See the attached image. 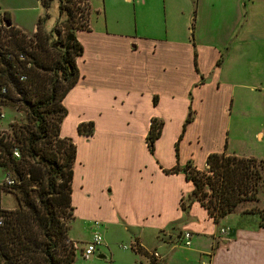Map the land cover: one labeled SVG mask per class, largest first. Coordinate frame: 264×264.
Returning <instances> with one entry per match:
<instances>
[{"label":"crops","instance_id":"crops-1","mask_svg":"<svg viewBox=\"0 0 264 264\" xmlns=\"http://www.w3.org/2000/svg\"><path fill=\"white\" fill-rule=\"evenodd\" d=\"M75 35L83 46L79 78L63 98L60 129L76 144L74 215L92 205L90 170L102 178L100 191L116 196L125 220L136 218L133 239L147 252L159 246L167 255L189 229L194 264L201 252H211L209 264H264V223L258 212L244 211L264 206V190L215 222L197 200L183 215L180 197L193 184L182 171L164 170L188 160L203 169L210 152L264 159V0H102L99 6L89 0V26ZM70 108L75 120L65 131ZM198 108L207 109L206 122L193 128ZM245 114L254 124V144L241 150L237 143L244 139L234 136L243 122L235 121ZM153 118L163 125L151 153L146 135ZM89 120L92 134L79 133L77 125ZM77 169L78 191L87 185L81 199L75 197ZM221 227L228 231L220 234Z\"/></svg>","mask_w":264,"mask_h":264},{"label":"trees","instance_id":"trees-1","mask_svg":"<svg viewBox=\"0 0 264 264\" xmlns=\"http://www.w3.org/2000/svg\"><path fill=\"white\" fill-rule=\"evenodd\" d=\"M39 1L46 11L38 16L36 30L30 36L12 23L7 11L2 16L9 24L0 25V83L7 88L2 95L6 103L26 115L24 123L11 124L12 139L0 138L4 158L0 165L10 168L18 180L9 190L17 188V205L4 211V223L0 225V259L5 264H72L75 258L74 249L66 243V219L74 217L76 144L70 136H62L60 129L67 113L63 98L79 78L76 58L83 46L75 31L89 26V0H58L59 13L64 12L65 18L49 30L44 25L52 0ZM193 27L192 22L191 31ZM19 54L31 64L18 60ZM21 74L25 77L20 78ZM191 119L190 109L185 123ZM162 125V120L151 119L146 135L151 153ZM93 129L92 120L77 125L78 132L85 135L92 134ZM12 145L19 148V157L10 154ZM175 148L177 151V144ZM206 162L204 169L196 168L190 160L183 166L164 169L182 171L193 184L185 204L180 197L183 211L197 200L217 222L239 204L258 199L264 182V159L221 151L210 152ZM244 211L258 212L259 224L263 225L264 206L252 205ZM133 250L156 264L149 251L138 246Z\"/></svg>","mask_w":264,"mask_h":264},{"label":"rangeland","instance_id":"rangeland-1","mask_svg":"<svg viewBox=\"0 0 264 264\" xmlns=\"http://www.w3.org/2000/svg\"><path fill=\"white\" fill-rule=\"evenodd\" d=\"M108 3L111 0H107ZM92 6H99L102 3V0H91ZM113 2V0H112ZM3 11H7L9 13L10 19L17 24L21 30L27 34L31 35L36 30L35 22L38 16L43 15L45 13L44 7L41 5L39 0H0V25L4 22V17L2 16ZM94 12V10H92ZM47 12L49 14L48 18L45 21V29L49 30L50 26H53L55 23L63 20L65 18V13H59L58 10V0H52L49 7L47 8ZM93 14V13H92ZM95 14V13H94ZM93 14V15H94ZM35 27V28H34ZM34 29V30H33ZM206 108H198L197 112L199 114L200 119L196 121L193 128H200L197 126L199 122H203L205 120L204 114L206 112ZM4 117H0V127L6 126V123L15 122L18 124L24 123L26 121V115L24 111H18L14 106L10 104H6L4 110ZM231 108L229 107L226 111V117L231 116ZM228 114V115H227ZM73 117H75L74 111L70 108V114L65 121V125L63 129L68 131L72 128ZM75 120V119H74ZM250 118L248 114L244 115V118L240 119V122L235 121L236 125L239 126L241 122L240 131L234 137H242L243 140L237 143L238 147L241 150H245L247 147L254 144L250 140H253V133L249 122ZM231 122V121H230ZM231 126H233L231 122ZM85 127V126H84ZM203 127V126H201ZM250 129V130H248ZM229 135H233L232 127L229 131ZM71 136V135H70ZM249 137V138H248ZM257 142V141H256ZM169 156L165 157V160H168ZM171 160V157H170ZM204 169V168H203ZM9 171L13 173V171L3 165H0V181H2L6 175V172ZM78 169L76 170L77 174ZM89 176L92 178V182L94 186L91 190L88 191V195H90V199L92 200V205L89 208V211L86 213L80 214L81 207H79L78 214L74 215L72 219H66V222H69L68 235L73 237L75 240L79 241V244H82L85 240L90 238L93 228L91 227L93 220H98L102 223L100 227V231L103 235V239L106 242L105 245L99 246L98 249L92 254L89 258H83L80 254V251L76 253V256L72 262V264H154V261H150L151 259L148 257V262L146 261V257H144L139 252L131 248H124V244H130L134 239V235L139 230L138 222L136 218H130V220H125V218L120 214L117 209L115 203L116 196H107L102 191H100L99 183L102 181V178L96 177L93 172H89ZM82 169L79 170L78 174L74 179V189H75V197L76 199H81V190H86L87 185H83L82 189L78 191L77 185L78 180L81 178ZM147 176H144V180H146ZM73 180V179H72ZM73 182V181H72ZM77 184V185H76ZM177 185V182H174ZM73 189V185H72ZM264 190V182L261 184L259 190ZM17 188L15 187L12 191H2L0 193V206L6 208H14L17 205L16 192ZM185 190V189H184ZM114 193L119 195L118 191L114 190ZM260 194H263L261 192ZM87 198V196H85ZM109 199H113L110 201ZM182 201L185 204L187 202V197L182 195ZM91 201H89L90 203ZM113 202V203H112ZM73 204V203H72ZM251 205V202H243V205ZM74 205V204H73ZM183 215L185 212L183 211ZM128 221V222H127ZM130 222V223H129ZM181 222V220L179 221ZM173 230V229H172ZM171 232V229H169ZM175 242V241H174ZM194 245V244H192ZM138 247H140L138 245ZM190 245H185L183 243V239H179L175 247L172 248L171 252L167 255L164 254L161 247H149V250L157 249V251L163 254L161 258L160 264H194L192 263L193 258L195 257V253L191 251ZM193 247V246H192ZM99 248H102L101 251ZM141 248V247H140ZM201 252L198 257V264H200ZM161 254V255H162Z\"/></svg>","mask_w":264,"mask_h":264},{"label":"built area","instance_id":"built-area-1","mask_svg":"<svg viewBox=\"0 0 264 264\" xmlns=\"http://www.w3.org/2000/svg\"><path fill=\"white\" fill-rule=\"evenodd\" d=\"M17 59L24 61L25 57L23 56V54H19ZM25 62H26V60H25ZM30 64H31V62H29V61L26 62V65L29 66ZM24 77H25L24 74H21L20 78H24ZM4 92H7V88H6V84L2 82V83H0V117L5 116L3 110L6 106V104H8V103H6L5 98L2 95V93H4ZM12 123L13 122L6 123V126L0 127V138H3V139H9V138L12 139L13 138V129H12V125H11ZM0 152H1V149H0ZM10 154L14 157L20 156L19 148L17 147V145H12L10 147ZM3 159L4 158L0 153V162ZM17 182H18V180L16 179L15 175L13 173L7 171L4 179L2 181H0V193L2 191H9L10 188H12V186L17 184ZM7 209H10V208L0 206V225H3V223H4V211ZM92 226H93V231L91 233L90 238L88 240L84 241L82 244H79L78 240H75L74 238H71V237H69L66 240L68 247H72L74 249L75 256H76V253L78 251H80V254L83 258H89L92 256V254L95 253V251L98 249L99 246H101L105 243V241L103 239V235L100 231V226H102V223L95 219L92 222ZM226 231H228L227 227H221L219 229L220 234H223ZM191 236H192L191 230H189V229L183 230L181 239H183V243L185 245L191 244ZM138 245H139L138 241L134 239L133 241H131L130 244H124L123 247L134 249ZM149 252L151 254V257L154 258L155 263L160 264L162 255L156 249L150 250ZM210 257H211V252L202 253V255L200 257V264H209L210 263ZM0 264H5L2 259H0Z\"/></svg>","mask_w":264,"mask_h":264},{"label":"water","instance_id":"water-1","mask_svg":"<svg viewBox=\"0 0 264 264\" xmlns=\"http://www.w3.org/2000/svg\"><path fill=\"white\" fill-rule=\"evenodd\" d=\"M3 22H4V24H6V25H8V24H9V22H8V21H6V20H4ZM206 165L208 166V163H207Z\"/></svg>","mask_w":264,"mask_h":264}]
</instances>
